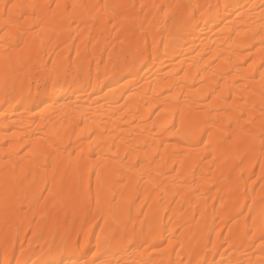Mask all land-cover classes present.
I'll return each instance as SVG.
<instances>
[{"label":"bare ground","instance_id":"1","mask_svg":"<svg viewBox=\"0 0 264 264\" xmlns=\"http://www.w3.org/2000/svg\"><path fill=\"white\" fill-rule=\"evenodd\" d=\"M33 2L51 3L54 7L56 3H100L101 0ZM105 2L136 4L138 13H141L140 4L157 5V8L143 10V13H151L147 17L151 24L144 21L141 13L140 21L134 26L135 45L127 39L132 25L117 33L111 24L81 25L79 31L73 25L71 38L58 29L60 34L53 37L51 43L45 39L43 45L39 39L29 40V48L38 52L39 59L70 63V71L78 78L75 82L71 76L67 81L60 79L54 93L55 109L47 108L42 102L47 99L42 95L43 88L41 95H37L33 86L32 99L27 98V89L23 97L16 94L6 99L0 93V156L10 141V147L19 152L29 141L37 142V137L51 136L53 130H57L63 136L58 161H62L61 170L68 163L69 153L74 154L72 160L81 156L82 162L88 165V183L93 193L95 173H103L108 192L101 202L102 212L97 214L94 204L90 211L78 212L77 231L83 225V231L88 234L86 253L95 251L96 238L101 236V228H106L105 220L109 225L114 223L108 208L119 206L123 210L122 220L125 223L131 220L126 228L121 226L120 236L132 238L134 243L117 246L113 242L104 257L113 264H139L148 260L157 264L159 261L189 264L190 259L192 264L197 259L207 260L208 264H233L235 260L259 264L261 233L257 231L255 237L246 240L241 247L236 233L243 229L249 213L232 221L231 198L224 184L231 176L229 187L238 186L241 193L246 190L247 207L251 208L254 193L259 199L260 165L264 164V156L259 154L258 140L257 150L251 156L243 149L237 155L236 147L244 142L243 136H237L236 142L231 144L220 141L235 131L237 108L251 111L247 101L253 93H256L252 99L256 109L252 114L259 117L258 81L264 67L260 63V36L251 39V35L262 31L264 0ZM168 5L211 7L188 9L194 19L178 33L174 18L165 24L163 13L159 11L161 7L169 11ZM175 11L173 8L170 15ZM144 32L147 35L141 39ZM245 32L247 38L243 35ZM0 43H3L2 23ZM249 84L252 88L246 90ZM66 101L69 107L57 111ZM240 123L243 125L244 121ZM258 124L257 120V132ZM38 183L43 189V183L39 180ZM113 192L116 205L109 204ZM54 197L55 193L48 203L53 214L56 212L52 208ZM221 202L225 205L224 211ZM66 211L71 220L73 208L70 206ZM141 212L146 214V220L139 215ZM60 215L63 216V212ZM154 220L158 221L161 239L175 236L167 252L150 249L152 241L146 244V235H139L141 221H144L143 233L146 234ZM104 234H108L107 229ZM24 240L21 235L20 243ZM177 241L183 249L177 246ZM81 243H84L83 236ZM232 243H236L235 248H229ZM193 250L198 255L193 256ZM10 258L21 259L19 244ZM52 258L39 240L32 243L31 251L23 257L30 261ZM3 259L4 248L0 245V264Z\"/></svg>","mask_w":264,"mask_h":264},{"label":"snow or ice","instance_id":"2","mask_svg":"<svg viewBox=\"0 0 264 264\" xmlns=\"http://www.w3.org/2000/svg\"><path fill=\"white\" fill-rule=\"evenodd\" d=\"M167 7L169 11H165L162 7L159 9L163 13L164 23L166 24L168 19L174 18L176 31L180 33L194 19L188 13V9L211 6L168 5ZM227 7L225 5V10ZM136 8V4L109 3L105 0H101L100 3H56L54 7L51 3H36L33 0H24V2L9 0L8 3L0 0V23L3 24V43H0V93L6 99L10 96L14 98L16 94L23 97L24 91L27 89V98L32 99L33 86L37 89V95H41L40 90L43 88L42 95L47 99L42 102L47 105V108L55 109L57 99L54 93L60 84V79L63 77L67 81L71 76L75 82L78 76L70 71V63L58 64L51 58L47 62L39 59L38 52L29 48V40L35 42L36 39H39L43 45L45 39L51 43L53 37L58 36L60 32H67L71 38L73 25L79 31L81 25L111 24L113 31L117 33L132 25L127 39L135 45L137 36L134 26L140 21L141 13L145 8H157V5L140 4L141 13L136 12ZM173 8L176 11L170 15ZM150 14L143 13L144 21L149 24L152 23L147 20ZM153 20H155L154 16ZM58 29L60 32L57 31ZM141 31H143V25H141ZM146 35L147 33L144 32L141 39ZM243 35L248 37L247 32ZM257 35L260 36V52L262 54L260 63L264 67V25H262L261 32L251 35V39H255ZM117 39H119V35ZM120 42L124 43L123 40ZM79 55L80 53L77 52V56ZM252 79H255V76ZM258 84L259 117L252 114L256 109V105L252 103L256 93H253V96L247 101L251 111H242L237 108L235 131L220 141L222 144H231L236 142L237 136L245 137L244 142L236 147L237 155L242 149L246 151L247 155H253L257 150L256 142L258 140L259 154L264 156V72L259 74ZM251 88L252 85L249 84L246 90ZM68 107L69 103L66 101L60 105L57 111H63ZM257 120L259 121L258 132L255 131ZM241 121H244L243 125H241ZM76 127H79V124ZM81 131L83 132L84 129ZM62 141L63 136L59 131L53 130L51 136L37 137V142L29 141L19 152L10 147L11 141L5 145L7 150L0 156V245L4 248L2 264H65V261L67 264H113V261L104 258L110 251L113 242L117 246H122L125 243L133 245L134 243V239L120 236L121 226L126 228L127 223H131V220L129 219L127 223L122 220L123 210L119 206L115 209L109 207L108 214L114 223L109 225L105 220L106 228H101V236L96 238L95 251L84 252L88 234L83 231V225L80 231H77L78 212L90 211L94 204L96 213L100 214L102 199L108 192V182L102 172L95 173L96 190L93 193L91 185L88 183L87 162H82L81 156L72 160L73 153L68 154V163L61 170L62 161L59 163L58 161L63 147ZM209 142H211V136ZM241 163H243V158H241ZM260 167L262 173V182L259 185L260 195L259 199H256L254 193L251 199V208L247 207L249 201L246 190L241 193L238 186L229 187L231 176L226 178L224 187L231 198L232 208L229 214L232 221H236L237 217H245V212L249 213L245 217L243 229L236 233L241 247L244 246L246 240L255 237L256 232L259 231L261 233L259 264H264V164H261ZM242 175L241 173V178ZM38 180L43 183V189L40 188ZM54 193L52 208L56 209L55 214L48 208L49 199L53 197ZM111 195L112 199L109 204L116 205V194L113 192ZM241 200L244 201L243 205ZM70 206L73 208L71 220L66 211ZM221 210H225L223 202H221ZM61 212H63V216L60 215ZM139 215L145 216V220L147 219L144 212ZM101 218L103 219V216ZM249 220L251 221L250 225L248 224ZM143 224L144 221H141L142 231L139 235H146L147 238L144 240L146 244L149 243V240L152 241L150 249H163L167 252L172 247L175 236L161 239L162 234L158 229V221L154 220L149 224L146 234L143 233ZM106 229L108 230L107 235L104 234ZM133 230H135L134 224ZM21 235L25 237L23 243H20ZM81 236H83V244ZM28 237L31 239H27ZM117 237L120 238L117 239ZM232 238L230 235L229 239ZM37 240L42 241L43 245L47 247L53 256L52 259L35 261L23 259L25 254L31 251L32 243ZM17 244H19L21 259L14 260L10 257L16 250ZM25 244H27V248H25ZM177 246L183 249L179 241H177ZM255 246L252 244V247ZM235 247L236 243L229 244V248ZM86 255H90L91 258L85 259ZM192 255L198 254L193 250ZM139 264H157V262L148 260L141 261ZM158 264H164V261H159ZM167 264H174V262L168 261ZM175 264H183V262L179 261ZM189 264H192L191 259ZM195 264H208V262L197 259ZM233 264H244V261L235 260ZM247 264H252V261L249 260Z\"/></svg>","mask_w":264,"mask_h":264}]
</instances>
